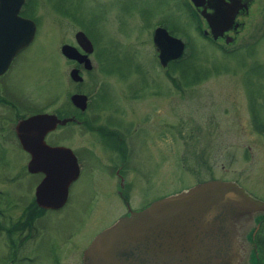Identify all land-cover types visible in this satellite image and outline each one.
I'll return each instance as SVG.
<instances>
[{"label": "rangeland", "instance_id": "374dc122", "mask_svg": "<svg viewBox=\"0 0 264 264\" xmlns=\"http://www.w3.org/2000/svg\"><path fill=\"white\" fill-rule=\"evenodd\" d=\"M40 5L39 36L11 72L10 92L51 94L54 100L59 80L63 117L70 115L69 94L75 88L69 77L71 65L62 56L60 79L56 44L59 34L63 43L76 44L74 33L81 30L93 43V68L83 71V83L76 89L89 94L97 86L105 87L111 94L117 92V99L113 94L115 99L106 100L104 108L90 105L83 113L75 110L78 119L96 114L95 124L85 120L82 125L63 127L60 143L74 149L83 163L82 174L71 185L62 209L46 211L33 222L32 235L17 249L15 264H20L23 255L34 258L23 264H52L49 247L53 250L57 242L62 254L67 253V264H81L78 247L73 254L67 251L73 237L81 245L88 243L122 210L110 192L105 170L114 150L92 145L97 136L90 128L100 125L130 145L125 169L133 185L134 205L216 178L236 181L264 200V0H255L249 13L237 18L244 27L237 35H226L234 37L229 43L220 39L228 31L213 42L210 34L201 35L183 11L181 0H42ZM59 7L64 11L62 20ZM56 22L62 23L59 30ZM158 24L185 42L183 56L191 60L187 71L195 75L199 70L198 80L184 85L179 67H161L152 41ZM24 71L26 77L21 76ZM115 104L117 115L112 112ZM113 117L118 123L107 124ZM129 119L134 123L128 124ZM86 146H94V153L105 162L90 155L83 149ZM19 159L16 153L10 156L13 165ZM13 172L0 173V207L7 214L14 198L10 211L15 222L25 200L33 196L38 176L25 170ZM94 192L99 194L95 201L90 200ZM6 263L7 245L0 233V264Z\"/></svg>", "mask_w": 264, "mask_h": 264}, {"label": "water", "instance_id": "95a60500", "mask_svg": "<svg viewBox=\"0 0 264 264\" xmlns=\"http://www.w3.org/2000/svg\"><path fill=\"white\" fill-rule=\"evenodd\" d=\"M192 1L200 5L197 0ZM212 6V12H202L209 27L203 34H210L214 40L226 31L237 29L236 15L247 10L242 0H214ZM4 11L1 6L0 32L4 34L0 37L19 40L16 44L19 47L29 43L33 22L18 16L17 8L9 14ZM28 24L30 30L25 34L23 30ZM75 39L83 52L63 44V55L91 70L92 41L81 30L76 32ZM232 39L226 36L225 42ZM152 41L163 68L185 51V42L163 26L153 29ZM69 76L75 82L83 80L77 68H72ZM70 100L80 110L87 106L85 94L74 93ZM71 120L45 113L31 116L18 126L23 148L32 153L28 169L45 174L35 189L36 201L44 208L62 207L70 183L79 174L71 148L52 147L43 141L46 132ZM261 216H264V200L250 194L238 182L218 178L201 181L160 197L140 210H130L102 229L84 249L82 264H252L251 240Z\"/></svg>", "mask_w": 264, "mask_h": 264}, {"label": "flooded vegetation", "instance_id": "af4514ba", "mask_svg": "<svg viewBox=\"0 0 264 264\" xmlns=\"http://www.w3.org/2000/svg\"><path fill=\"white\" fill-rule=\"evenodd\" d=\"M200 5L196 6L192 0H181V6L183 8V11L190 15L189 19L192 25L197 26L201 30H205L208 28V24L206 22V19L202 15V12H212L213 11V4L214 0H197ZM228 0H226L227 2ZM255 0H242V2L247 4V10H240L238 14L236 15L235 21L239 23V26L235 30H229L228 32L224 33L220 39L226 38V35L229 32H232L233 34L237 35L240 29L244 27V23L242 21H238V17L246 15L249 13V9L251 6H253ZM40 2L42 0H0V7L3 6L4 12L9 14L13 13L15 9H18V16L22 18L29 19L33 22L34 24V31H33V36L32 39L30 40L29 43L23 45V46H17L16 44L19 43V40L16 39H7V38H2L0 37V173H8L9 171H14L16 173L22 172V174L27 172L28 175L31 176H38L36 180H34L35 186L33 190V196L30 199H22L23 201L25 200V204L22 208L21 214L19 215V219L14 222V217L13 214L10 211L11 206L14 205L15 199L12 198L10 202V206L8 207V213L5 214L3 212V209L0 207V233H4L5 240H6V245H7V263L6 264H15L16 261V252L17 249L24 246L26 240L30 238L32 235V231L34 229V223L36 219H39L40 216L43 217L46 213V211H55V210H60L62 209L68 202L69 198V191H68V197L65 202V204L58 208V209H53V208H44L38 205L35 197V189L37 185L41 182V180L45 177L44 172L42 171H36L32 172L28 169V163L30 159L32 158V153L26 149L23 148L20 139H19V132H18V126L20 122L23 120L39 115V114H45V113H51L56 115L58 118L62 119L64 118L63 114V101H62V89H61V83L58 80V90L56 95L54 96V100L52 98V95L50 94L49 96L44 94L41 97L37 95V93L30 92L29 94L26 93V96L16 93L13 91L10 92L11 88L9 85V76L11 72L19 66V61L24 56L35 44L37 37L39 36L40 32V26H41V21L38 16V9L40 5ZM57 9V8H56ZM60 14L59 18L62 20V15H64V11L57 9ZM8 17V16H7ZM3 25V23H0V27ZM30 25L28 24L23 31L25 34L29 32L30 30ZM57 25V30H59V27H61L62 23L61 22H56ZM157 26H162V25H157ZM156 27V26H155ZM79 31V30H77ZM76 31V32H77ZM2 32V33H1ZM0 32V35L4 34L3 31ZM74 33V40L76 44H73L71 41L68 43H63L62 37L59 34L57 37V53H58V59H57V67H56V72L59 75V78L61 79V74H62V45L63 44H70L75 47L80 52H83L80 47L77 45L76 39H75V34ZM205 38L208 35H204ZM234 38V37H233ZM217 40V39H216ZM214 40V41H216ZM234 39L231 40L233 42ZM93 55V52L89 55V57ZM65 57V56H64ZM66 58V57H65ZM71 65V68H77L83 77V71L86 70L84 68L83 63H79L76 60H71L66 58ZM91 59V57H90ZM92 61V60H91ZM93 68V66H92ZM69 70V72H70ZM21 76H27V74H21ZM70 77V76H69ZM70 80L73 83V86L75 88L70 90L69 94V106L73 109V112L71 111L70 115L68 114L67 117L73 118V120L66 122L65 124H57L52 130L46 132L43 136V141L52 147L55 146H63L61 142V136H62V129L63 127H66L68 125H82L84 124L83 122L85 120H88L91 122V124H95V122L98 120L96 118V114L87 119L80 118L78 119L76 117V111H80L83 113L90 105H94V109L99 108L101 106L105 105V101L108 100L110 103L111 99H117L116 95L117 92H109L107 88L105 87H95L92 93L85 94L77 90L76 87L79 86L81 83H83V80L81 82H75L71 78ZM78 88V87H77ZM74 93H81L85 94L87 96V106L84 110H80L78 107H76L70 100V97ZM114 94V97H113ZM120 94V93H118ZM94 102V103H93ZM107 105V103H106ZM112 112H116V115L118 114L119 108L115 104V106H112ZM131 112L134 114L136 113L135 109H130ZM124 113V109L122 111ZM75 113V114H74ZM137 114V113H136ZM139 119V118H138ZM140 120V119H139ZM118 119L114 118L107 120V124H112L114 125L115 123H118ZM127 123H134L132 119H129ZM101 128L95 127V128H90L92 131L97 136V139L92 140V145L95 144L100 148L104 149H112L114 150L115 156L109 157V165L105 168L107 177L110 180V192L115 193L116 201L117 204L122 210L120 213L116 216V218L109 224L105 225L99 231H97L94 236L100 232L102 229L105 227L109 226L112 224L115 220L120 218L121 216H124L128 214L130 210L135 211V210H140L147 205H149L151 202L158 198H151V199H144L142 200L141 204L139 205H134L133 200H132V189L133 185L130 180L127 178V173H126V164L128 162L129 158V153L131 152L130 145L128 146V143L126 140H124V137H122L120 134L117 132L111 130L110 128H104L103 125ZM94 146H86L85 150H87L90 155L95 156L96 158L99 159L101 162H105L103 158L100 157L99 153H94L95 151L93 150ZM68 147V146H67ZM71 148V147H69ZM72 152L76 156L74 149L71 148ZM11 153V154H10ZM13 153H16L21 159H19V162L17 165H13L10 160V156H13ZM77 158V162L79 165V174L78 177L72 181L69 185V189L71 185L77 181V179L80 178L83 170V163ZM115 158V159H113ZM14 166V167H12ZM13 172V173H14ZM15 178L14 176H11V179ZM139 184V183H138ZM140 185V184H139ZM99 188L98 186H96ZM141 187V185H140ZM3 190V189H2ZM6 192V190H4ZM137 192V191H136ZM0 193H1V188H0ZM98 193H92L90 196V200H97ZM165 196V195H164ZM163 197V196H162ZM19 200V201H22ZM22 201V202H23ZM259 222V227L252 236V242L254 245V250L252 254V264H264V216H261L258 219ZM25 232V234H24ZM16 233H21L22 235L18 238H16ZM19 236V235H18ZM93 236V237H94ZM73 237V234H72ZM74 239V237H73ZM73 239L71 240V246H70V251L67 249L68 253L73 254L74 247L79 248V252H81V264H82V255L84 249L89 245L91 240L86 243L81 245V242H74ZM67 254V253H66ZM66 254H62L59 242H57L55 248L52 250L49 247V256H50V261L52 264H67V262L64 260V256ZM34 258L31 255H23L20 258L19 263L23 264L26 261H33Z\"/></svg>", "mask_w": 264, "mask_h": 264}, {"label": "trees", "instance_id": "16d2710c", "mask_svg": "<svg viewBox=\"0 0 264 264\" xmlns=\"http://www.w3.org/2000/svg\"><path fill=\"white\" fill-rule=\"evenodd\" d=\"M186 15L188 16V18L190 17V15H188V14H186ZM194 27L196 28L197 31H199L201 33V35H203L202 30L200 28H198L197 26H194ZM213 41L214 40L212 39V41H210V42H213ZM190 61H187L185 56L182 55L180 58H178L174 61H170L168 64V67L170 69L173 67L174 68L179 67L181 69V77L184 78V85L191 84L192 82H195L196 80H198L200 78V76L199 77L197 76V73L200 72L199 70H195V75H194L193 70H190L189 72L187 71V67H189ZM203 71H205V70L203 69ZM207 73H208V71H206L204 75H206ZM171 80L175 85H177V81H175L174 78H171Z\"/></svg>", "mask_w": 264, "mask_h": 264}]
</instances>
